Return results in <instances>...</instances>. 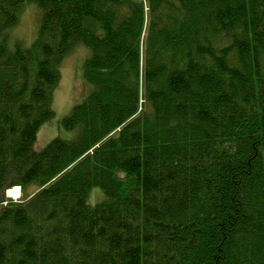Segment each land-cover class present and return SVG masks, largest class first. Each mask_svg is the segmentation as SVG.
Wrapping results in <instances>:
<instances>
[{
    "label": "trees",
    "instance_id": "trees-1",
    "mask_svg": "<svg viewBox=\"0 0 264 264\" xmlns=\"http://www.w3.org/2000/svg\"><path fill=\"white\" fill-rule=\"evenodd\" d=\"M78 45L91 92L38 150ZM0 264H264V0H0Z\"/></svg>",
    "mask_w": 264,
    "mask_h": 264
},
{
    "label": "rangeland",
    "instance_id": "rangeland-1",
    "mask_svg": "<svg viewBox=\"0 0 264 264\" xmlns=\"http://www.w3.org/2000/svg\"><path fill=\"white\" fill-rule=\"evenodd\" d=\"M41 18L40 7L36 3L26 2L19 10L18 23L6 31L9 46L11 48H14L17 44L25 47L31 46L37 38ZM90 54V47L78 45L58 64L57 68L61 76L58 85L54 89L52 100L55 114L51 120L41 126L35 145L36 149L39 150L45 147L55 137L70 138L74 135L72 131L64 129L61 120L69 115L73 107L81 103L91 92V84L84 75L85 62ZM12 188L6 190L5 197L19 200L22 189L20 186ZM28 188L29 192L33 193L39 187L30 186ZM100 191L99 188L93 190L91 195L93 200L90 197L92 203H96L100 198ZM4 203L6 202L4 201Z\"/></svg>",
    "mask_w": 264,
    "mask_h": 264
},
{
    "label": "bare ground",
    "instance_id": "bare-ground-1",
    "mask_svg": "<svg viewBox=\"0 0 264 264\" xmlns=\"http://www.w3.org/2000/svg\"><path fill=\"white\" fill-rule=\"evenodd\" d=\"M10 193H13V192H10Z\"/></svg>",
    "mask_w": 264,
    "mask_h": 264
}]
</instances>
